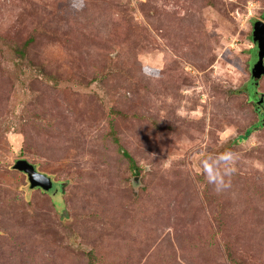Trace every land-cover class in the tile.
I'll return each mask as SVG.
<instances>
[{
  "label": "rangeland",
  "instance_id": "obj_1",
  "mask_svg": "<svg viewBox=\"0 0 264 264\" xmlns=\"http://www.w3.org/2000/svg\"><path fill=\"white\" fill-rule=\"evenodd\" d=\"M255 21L264 0H0V264H264Z\"/></svg>",
  "mask_w": 264,
  "mask_h": 264
},
{
  "label": "water",
  "instance_id": "obj_2",
  "mask_svg": "<svg viewBox=\"0 0 264 264\" xmlns=\"http://www.w3.org/2000/svg\"><path fill=\"white\" fill-rule=\"evenodd\" d=\"M257 25H262V30L256 29ZM254 33L259 34L254 41V54L252 58L251 68V84L249 86L250 98L256 106L264 105V94L257 91L258 82L261 77H264V24L256 22ZM255 55V56H254ZM13 168L23 172L29 182L31 189L40 188L44 191H49L53 188V182L49 176L35 169L34 165L26 160H18ZM136 179V178H135Z\"/></svg>",
  "mask_w": 264,
  "mask_h": 264
},
{
  "label": "clouds",
  "instance_id": "obj_3",
  "mask_svg": "<svg viewBox=\"0 0 264 264\" xmlns=\"http://www.w3.org/2000/svg\"><path fill=\"white\" fill-rule=\"evenodd\" d=\"M234 160H235V154L231 152L224 154L223 162L225 164L226 171H221L219 177L217 176L207 177V172L205 171V175L208 178L209 183L215 186L216 191H222L229 186V183H226L225 178L231 175L233 169L229 167V164L231 161Z\"/></svg>",
  "mask_w": 264,
  "mask_h": 264
},
{
  "label": "trees",
  "instance_id": "obj_4",
  "mask_svg": "<svg viewBox=\"0 0 264 264\" xmlns=\"http://www.w3.org/2000/svg\"><path fill=\"white\" fill-rule=\"evenodd\" d=\"M256 22L257 21H255L254 23H253V32H252V35H254V26H255V24H256ZM251 40H253V37H251ZM31 41H32V39H28L24 44H23V47H22V49H19L18 50V52H19V55L20 56H24V53H25V48H27V46L29 45V43H31ZM254 48V47H253ZM254 50V49H253ZM258 107V106H257ZM259 108H257V110H258ZM256 110V111H257ZM258 112V111H257ZM258 116H259V118H260V122L259 123H257L256 125H255V127H252V128H249L248 129V131L246 132V134L242 137V139H245V137H247V136H249L250 135V133L253 131V129H260L261 128V126H263L264 125V117H260V115H259V112H258ZM262 121V122H261ZM113 140H115V142L116 143H118V140L116 139V138H113ZM121 149V148H120ZM122 154H123V156L125 157V158H127L128 160H129V162H130V165L132 166V168H134L135 169V172H136V170H138V168L134 165V161H133V159L126 153V152H124V151H122ZM23 173V172H22ZM24 174V173H23ZM24 176H25V178L27 179V177H26V175L24 174ZM28 182V181H27ZM55 182L53 183V185H54V188H55ZM38 189H40V188H38ZM42 191V190H41Z\"/></svg>",
  "mask_w": 264,
  "mask_h": 264
},
{
  "label": "flooded vegetation",
  "instance_id": "obj_5",
  "mask_svg": "<svg viewBox=\"0 0 264 264\" xmlns=\"http://www.w3.org/2000/svg\"><path fill=\"white\" fill-rule=\"evenodd\" d=\"M259 112V109L257 110ZM260 115V114H259ZM55 188H54V185H53V188L50 190V192L54 191Z\"/></svg>",
  "mask_w": 264,
  "mask_h": 264
}]
</instances>
